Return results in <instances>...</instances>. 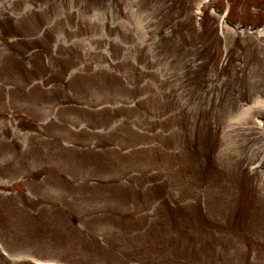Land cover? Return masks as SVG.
<instances>
[{
  "label": "rangeland",
  "instance_id": "1",
  "mask_svg": "<svg viewBox=\"0 0 264 264\" xmlns=\"http://www.w3.org/2000/svg\"><path fill=\"white\" fill-rule=\"evenodd\" d=\"M0 264H264V0H0Z\"/></svg>",
  "mask_w": 264,
  "mask_h": 264
}]
</instances>
